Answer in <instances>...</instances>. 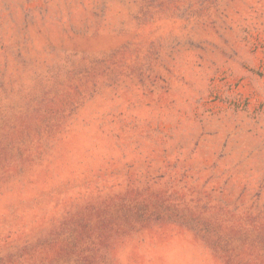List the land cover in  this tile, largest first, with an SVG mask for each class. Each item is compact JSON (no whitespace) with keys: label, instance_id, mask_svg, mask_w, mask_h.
<instances>
[{"label":"rangeland","instance_id":"374dc122","mask_svg":"<svg viewBox=\"0 0 264 264\" xmlns=\"http://www.w3.org/2000/svg\"><path fill=\"white\" fill-rule=\"evenodd\" d=\"M0 264H264V0H0Z\"/></svg>","mask_w":264,"mask_h":264}]
</instances>
